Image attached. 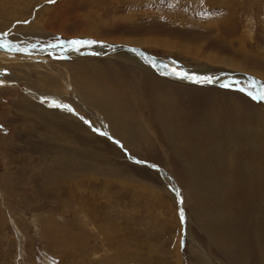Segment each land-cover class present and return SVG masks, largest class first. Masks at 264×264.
<instances>
[{
    "label": "rangeland",
    "instance_id": "374dc122",
    "mask_svg": "<svg viewBox=\"0 0 264 264\" xmlns=\"http://www.w3.org/2000/svg\"><path fill=\"white\" fill-rule=\"evenodd\" d=\"M28 1H21L26 11L20 18H0V27L12 28L19 36L17 41H24L22 35L28 34L47 45L74 38L96 43L66 44L51 51L46 48L39 51L42 60L37 63L31 57L38 54L20 47L8 52L18 56L9 61L14 66L13 77L0 64V80L14 82L13 86L0 83V264H207V259L211 264H237L234 253L238 248L247 254L253 252L252 248L249 252L247 233L240 246L231 249L232 256L223 251L214 231L200 224L183 179L190 176L189 172L176 163L170 145L159 143V136L147 127L137 129L148 137L152 149L145 145L136 152L121 147L118 139L94 127L91 141L59 126L63 135L76 140L73 143L89 145L118 171L66 178L48 188L44 179L46 158L42 155L44 149H52V139L43 140V131L36 124L44 117L43 111L27 115L31 112L29 102L23 106L21 99L29 83L24 76L37 80L38 71H46L51 64L53 69L48 72L59 79L42 82L61 86L69 71V66L62 65L73 62L85 69L73 75L83 72L92 82H106L108 78L118 86L115 96H133L136 92V96L210 97L223 93L236 96V100L243 97L251 103L249 109L264 114V100L248 95L249 91L255 94L250 83H230L227 79L238 72L264 82V0ZM31 25L44 30L39 33L36 29V33ZM116 45L134 46L138 50L135 55L139 52L156 58L149 64L154 73L119 56L133 51ZM87 63L91 70L85 68ZM152 63L200 76H191L190 81L173 80L158 73ZM222 70L226 73L219 74ZM226 79L228 82L223 83ZM38 89H42L41 84ZM79 109V114L87 117ZM213 168L210 170H221ZM197 172L194 174L199 178L190 179L202 180L203 173ZM214 173L209 176L218 175ZM236 197L242 201L240 191ZM250 260L247 258L248 264Z\"/></svg>",
    "mask_w": 264,
    "mask_h": 264
},
{
    "label": "bare ground",
    "instance_id": "6f19581e",
    "mask_svg": "<svg viewBox=\"0 0 264 264\" xmlns=\"http://www.w3.org/2000/svg\"><path fill=\"white\" fill-rule=\"evenodd\" d=\"M21 1L0 0V18L12 19L18 16L20 18L24 13L23 10H25L22 8L24 6L21 5ZM23 1L24 3L29 2L28 0ZM31 26L35 32L38 29V32L41 33V29H43V27L36 25ZM27 35L23 34L25 40L20 42L17 41L18 34L13 32L12 28L3 29L0 27V44L7 43L9 45L7 48L0 47L6 49V51H0V64L4 67L7 75H14L13 63L9 61L18 57H12L13 55L8 52L24 47L28 49L25 50L27 53L35 52L38 54L36 57H31L32 61L37 63L42 60L39 57V51L57 50L68 44L66 43L68 40H64L63 45L61 42L50 45L42 44L38 42L41 39L30 38ZM116 46L126 50L133 51L134 49V46ZM65 49L71 51V49ZM113 50H116L115 47ZM76 51L74 52L77 53ZM137 51L119 53L118 55L126 57L125 59L129 63L139 64L146 70L153 72L149 64L157 61V59L149 55L148 52L146 53L150 58H146L145 54L139 52L135 55L134 53ZM1 52L6 55H2ZM139 56H143L144 60ZM145 59L148 60V64H145ZM159 63L161 62L159 61ZM159 63H152L151 65L157 69L158 73L173 80L180 78L190 81L189 79L195 78L191 77L193 76L191 73H189V78H181L174 74L172 67L164 68L168 65ZM77 64L69 62L62 65L69 66V71L63 76L62 80L65 82L61 86L42 82L44 80L55 83L59 79L48 72L47 69L49 71L53 69L52 66H49L51 64H47L46 71H38L40 77L37 80L29 75L23 77L29 80V83L25 81L26 96L23 97V100L21 99L24 103L23 106L27 101L29 102L27 108L31 112L26 114L34 115V111L42 110L44 117H41L36 124L44 132L40 134L43 140L44 138L52 139V149L49 152L44 149V153L42 152V157L46 158V161L44 160L45 177L43 176L45 185L52 188L58 180L71 177L77 179L85 176V174L92 175L96 172L105 174L118 171L115 167L107 165L106 159L104 160L103 156L96 154L89 145L83 146L73 143L72 140L75 139L63 135L59 126L91 141H93L92 137H95V135L92 136V127H94L102 134L112 136L115 140L118 139V144L121 147L136 152H139V149L145 145V147L152 149L148 137L143 134L142 130L137 129L138 127H147L159 136V143L164 141L170 145L175 152L176 163H181L180 165L183 166L184 170L189 172L190 176L183 179L188 185L189 201L195 218H198L202 226L205 228L208 226L214 231L213 235L219 241L223 251L227 250L233 256L234 252L231 249L240 246L241 239L247 233L249 252L251 248L253 252L247 254L243 252V249L238 248V252L234 253V257L237 259L235 263L248 264L247 258H250L251 264H264L263 112L249 109L251 103L241 96L240 100H236V96H224L223 93L210 97L136 96L138 95L136 92H133V96H115L119 93L117 91L118 86L116 87V84L108 78L106 82H94L95 80L92 82V80L87 79V76H84L86 74H82L83 72L73 75L74 72L84 69L81 67L82 65ZM85 68L91 70L93 67L87 63ZM158 69H165L166 71ZM221 73H226V70H222L219 74ZM194 76L200 75L194 74ZM94 77L97 76L94 75ZM18 80L16 81L19 82ZM1 82L14 85L11 80L3 79L0 80ZM36 84H41L42 89L39 90ZM129 101H132L133 104ZM60 104L70 105L72 110L60 107ZM79 108L87 117L79 114ZM145 114L150 119H146ZM139 122L144 126H141ZM53 139H55L54 142ZM215 166L221 170L215 169V173V170L211 171ZM197 171L203 173V179L196 180L194 177L190 179L191 176L199 178L198 174H194L198 173ZM212 173L218 175L214 178L213 176L210 177L209 175ZM165 176L171 180L170 176L167 174ZM220 177H223L222 180ZM238 191L241 193L242 201L236 197ZM193 243L207 256L200 243L195 239H193ZM206 261L207 264H211L210 259L205 260V263Z\"/></svg>",
    "mask_w": 264,
    "mask_h": 264
},
{
    "label": "snow or ice",
    "instance_id": "6c2138e0",
    "mask_svg": "<svg viewBox=\"0 0 264 264\" xmlns=\"http://www.w3.org/2000/svg\"><path fill=\"white\" fill-rule=\"evenodd\" d=\"M48 2H53V0H48ZM19 23V21H18ZM23 23H28V21H23ZM5 35H7L5 33ZM61 43H64V41H61ZM66 43H68L69 45L72 46H76V45H84V44H92V43H96V41L94 40H81L78 38H74L70 41H67ZM9 45L7 43H2L0 44V47H5L7 48ZM78 50V49H77ZM133 51H136L135 49H133ZM174 74L180 76L181 78H189V73L184 72V71H176L175 69H173ZM250 83L252 85L253 90L255 91V94H253V91H249L248 95L252 96L253 99H257V100H264V82L259 81L257 78L253 77L250 80ZM257 85H259V87H257ZM228 86V85H225ZM60 107H63L67 110H72L70 105L67 104H60ZM117 143H119L117 141ZM141 163H143V161H141ZM182 202V200H181ZM181 212L183 211L182 209L180 210ZM181 220L183 221V216H181Z\"/></svg>",
    "mask_w": 264,
    "mask_h": 264
},
{
    "label": "water",
    "instance_id": "95a60500",
    "mask_svg": "<svg viewBox=\"0 0 264 264\" xmlns=\"http://www.w3.org/2000/svg\"><path fill=\"white\" fill-rule=\"evenodd\" d=\"M109 46H110V48H113V46L114 45H110V44H108ZM107 47V46H106ZM106 47H101V48H104V49H106ZM100 49V48H99ZM99 52H100V50H99ZM99 52H98V50H97V53L99 54ZM251 78H253L252 76H250V75H244V74H240V73H233V76L231 77V78H229L228 80H229V82L230 83H235V82H239L240 80H245V81H247L248 83H250V79ZM223 81H221V82H218V83H216L215 85H220L221 83H222ZM225 82H228L227 81V79L223 82V83H225ZM251 84V83H250ZM157 170H160L159 168H157V167H155ZM160 172V171H159Z\"/></svg>",
    "mask_w": 264,
    "mask_h": 264
},
{
    "label": "crops",
    "instance_id": "0c3cea01",
    "mask_svg": "<svg viewBox=\"0 0 264 264\" xmlns=\"http://www.w3.org/2000/svg\"><path fill=\"white\" fill-rule=\"evenodd\" d=\"M193 77H197V76H193Z\"/></svg>",
    "mask_w": 264,
    "mask_h": 264
}]
</instances>
